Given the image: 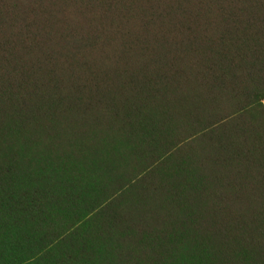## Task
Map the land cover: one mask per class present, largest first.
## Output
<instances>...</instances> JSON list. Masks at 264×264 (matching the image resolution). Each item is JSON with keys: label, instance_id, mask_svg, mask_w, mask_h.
Returning a JSON list of instances; mask_svg holds the SVG:
<instances>
[{"label": "trees", "instance_id": "16d2710c", "mask_svg": "<svg viewBox=\"0 0 264 264\" xmlns=\"http://www.w3.org/2000/svg\"><path fill=\"white\" fill-rule=\"evenodd\" d=\"M264 0H0V264H264Z\"/></svg>", "mask_w": 264, "mask_h": 264}, {"label": "rangeland", "instance_id": "374dc122", "mask_svg": "<svg viewBox=\"0 0 264 264\" xmlns=\"http://www.w3.org/2000/svg\"><path fill=\"white\" fill-rule=\"evenodd\" d=\"M262 106L264 107V100L262 101Z\"/></svg>", "mask_w": 264, "mask_h": 264}]
</instances>
